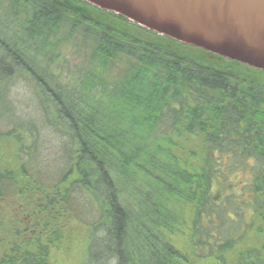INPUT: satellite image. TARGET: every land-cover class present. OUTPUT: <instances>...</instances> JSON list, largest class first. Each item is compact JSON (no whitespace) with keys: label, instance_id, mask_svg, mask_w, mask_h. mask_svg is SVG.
Wrapping results in <instances>:
<instances>
[{"label":"trees","instance_id":"trees-1","mask_svg":"<svg viewBox=\"0 0 264 264\" xmlns=\"http://www.w3.org/2000/svg\"><path fill=\"white\" fill-rule=\"evenodd\" d=\"M69 53L85 61L74 82L56 72ZM18 78L33 89L34 120L12 101ZM39 124L65 141L51 164ZM180 133L201 144L188 160L166 148ZM25 136L19 175L51 222L86 225L82 264H194L170 242L186 224L192 256L264 264V72L81 0H0V139ZM17 186L0 171V200ZM34 220L0 264H46L48 227Z\"/></svg>","mask_w":264,"mask_h":264},{"label":"rangeland","instance_id":"rangeland-1","mask_svg":"<svg viewBox=\"0 0 264 264\" xmlns=\"http://www.w3.org/2000/svg\"><path fill=\"white\" fill-rule=\"evenodd\" d=\"M64 57V60H59L56 72L62 75V79L69 82L73 80L72 82H74V79L79 77L85 61L83 62L82 56L75 55L74 53L64 54ZM13 83L11 97L16 111L18 109V114L20 113L30 120L36 119L39 116V112L31 85L21 78L14 80ZM37 127L39 132L41 131L37 147L39 145L44 162L51 164V161H54L55 157L56 159L59 157L65 141L61 137H58L59 135L54 134L51 129L45 130L40 124ZM183 135L180 133V136L174 137L172 144L167 145L166 148L171 155L188 160L190 155L196 154L201 150V144L197 137ZM30 138L25 136L22 143L13 138L0 139V171L13 173L17 177L18 182L17 194L15 196L8 195L0 200V253L8 252V248L12 242L18 243L16 233L24 232L26 226L30 231L24 233L22 238L29 241L35 234V229L32 227L36 222L34 219H36V216H39L42 222H40L41 224L37 231H40V228L43 229L44 223H46L48 227L47 234L52 242L49 245L46 264H82L85 258L86 240L89 234L86 225L70 216H64L55 224L53 221L51 222L46 212H42L36 208L38 203L42 207L46 206L45 201L40 197V190L34 189L35 187H33L27 178L19 175L20 165L24 159L28 158V153H30L28 149L31 146ZM162 145L164 147L165 144ZM241 180L243 181V179ZM188 211L189 208L187 206H182V219L187 220ZM186 227L187 224L182 225L179 234L170 237L171 244L184 254L186 258L192 260L194 264H221L208 258L200 260L196 258L195 254L192 256L190 234ZM248 239L249 241L247 242L249 243L252 236L249 235ZM225 264H229L228 257H226Z\"/></svg>","mask_w":264,"mask_h":264},{"label":"water","instance_id":"water-1","mask_svg":"<svg viewBox=\"0 0 264 264\" xmlns=\"http://www.w3.org/2000/svg\"><path fill=\"white\" fill-rule=\"evenodd\" d=\"M179 43L264 72V0H81Z\"/></svg>","mask_w":264,"mask_h":264}]
</instances>
